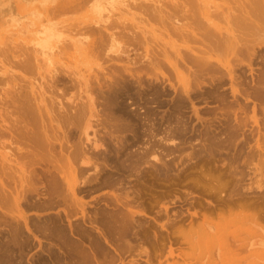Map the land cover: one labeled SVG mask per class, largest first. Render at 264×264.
Masks as SVG:
<instances>
[{"label": "bare ground", "instance_id": "1", "mask_svg": "<svg viewBox=\"0 0 264 264\" xmlns=\"http://www.w3.org/2000/svg\"><path fill=\"white\" fill-rule=\"evenodd\" d=\"M87 1H91V6H94L93 11L99 9L101 16L92 15L75 22H63L64 24L61 25L63 30L52 28L51 36L57 35V42L52 44V48L56 47L58 52L61 50L60 53L62 51L65 53L67 47L71 46L77 50L86 41L84 42L87 49L84 46L86 56L92 57L91 59L95 56L102 60V65H96L98 74L94 70L92 77L91 71L89 72V76L92 77L90 80L102 79L98 84L97 92L99 96L115 105L110 116L117 125H120L129 113L134 116L138 114L136 111L129 112L127 98L132 99L134 103L138 95L141 100H145V104L149 103L147 93L135 87L136 83L142 82V71L149 73L159 71L165 76L162 68L170 67L180 81V87L169 82L175 91L182 92L189 99H195L196 96L192 97L190 91L199 88L202 84L209 85V89L202 96L205 103L211 100L216 105L214 107L221 111L233 110L236 113L241 110L247 119L257 125L260 137L264 136V131L260 130H264V0H113L114 3H110L109 7L102 5L101 8L100 4L109 0H59L54 2L49 10L52 8V12H74L84 7ZM45 9L48 10L47 7ZM81 24L83 25L80 26ZM158 35L163 37L159 38ZM172 37H175V40ZM29 50L33 58H36L35 50L27 51ZM21 55L23 56L22 53ZM33 60L35 59L28 55L21 59L17 63L18 68L16 67L17 70L22 71V74L18 75L19 81L30 83L29 90L24 86V89L22 86L18 87L21 82L11 84L12 90H10L12 86H8L9 90L7 87V90L6 88L5 91L2 90L5 92L3 93L5 130L0 129V134L1 131H5V147L10 150L5 151V177H3L5 180L0 177V207L4 211L0 212V224L6 227L5 231H0V264L4 262L5 264H160L163 260L160 259L162 256L173 258L177 254L184 259L190 257L191 254L186 257L185 251L176 253L177 246L173 244L177 241L186 243L192 250L216 248L215 255H209L204 263L199 264H258L257 261L251 260L256 259L251 257V254L256 253L260 257L264 250L260 253L254 250L245 254L241 233V230L248 231L249 226L245 225L246 221L250 220L258 225L260 220L258 213L250 212V208L254 205L252 195L250 199L245 200L247 197L240 195L241 198H237L236 193L229 191L230 188L229 192L225 190L228 192L226 193L223 191L225 180L222 178L224 183H220L221 177L215 175V172L214 175L212 173L206 175L201 166L205 164L214 166L213 162L215 163L217 159L213 161L209 156H214L216 152L218 154L220 151L233 149L232 153L229 152L236 155L245 148L241 161L248 163L258 150L263 148V143L258 142L259 138L256 139L254 148L248 141L251 135H246L238 150L236 149L238 142H234V131L225 133L228 137L225 142L196 139L198 141L196 144L191 143V147L198 149L192 151L195 157L191 153L192 160L189 158L187 163L183 161V166L175 175L181 179L184 175H180L181 170L184 172L189 168L188 172H190L201 167L204 170L201 175L205 174V178L208 176L207 180L210 183L211 180L217 181V185L215 187L214 183L211 185L212 188L208 187L207 184H203L204 180H201L203 178H197L200 176L198 174V176L193 175L195 177L193 180L188 177L189 181L192 180V183H188L194 189L197 190L195 186L210 188L201 189L205 193L199 191L201 196H208L210 200L193 199L192 202L197 203L198 208L186 216L188 220L184 216L189 212L188 210L176 211L173 219L160 224L166 233L155 230L153 222H157V219L147 215L148 208H152L150 200L152 197L150 196L151 198L146 201L141 199L136 201L135 196L140 195L141 191L134 190V195L131 196L130 191L134 188L130 189V187L133 185H123L121 179L114 178L109 173H105V177L95 186L112 187L110 199L113 205L106 204L104 207L97 206L87 210L82 197L77 195L83 191L79 187L80 184L82 182L88 184L90 181L87 179L78 181L77 178L82 177L88 169L87 164L94 165V161L88 154L85 141L79 139L81 135L74 142L71 138L75 132L73 125H76L82 129L85 140H92L89 139L86 129L91 126L95 99L87 96L85 102L83 99L80 100L81 102H76L78 96H74L75 92L72 94L67 92L68 89L61 90L63 87L59 83L65 82L66 85L69 83V87L77 83L81 90L92 82L80 78L81 74L73 72L74 69L70 68L69 71L65 64L61 68L48 70L45 82L42 79L38 84L35 79L23 74L36 71ZM11 67L15 68V65ZM5 70L8 73V68ZM9 71L12 72V69L9 68ZM102 71L104 73L101 74ZM14 73L12 72L11 75L8 73L10 81L15 80L12 76ZM7 84L6 80L5 85ZM16 84L18 89L14 86ZM57 84L61 91L57 90ZM91 86L89 89L94 92L96 89ZM65 87L63 89H66ZM89 89L85 90L89 92ZM249 102L252 103L251 113H246ZM178 105H185L182 97L179 98ZM53 106L57 109L55 110ZM144 109L145 114H152L150 109ZM194 110L196 111L197 108L194 107ZM169 113L162 115L169 116ZM179 114L174 113L171 119L162 116V120L168 124L178 119ZM196 114L199 115L198 111ZM243 134L241 132L242 137ZM121 142L119 140L120 145L115 151L116 154L123 153L122 148L125 144ZM91 145L98 151L93 156L99 155L108 163L107 147L103 151L98 150L99 145L95 140ZM201 152L206 153L207 157L204 154V156L199 155ZM146 153L147 150L141 155H136L129 163L130 167L119 158L117 162H114L116 161L114 159L110 163H115L117 165L115 167L120 171L124 168L141 171L142 168H146L140 166L141 162H147V159L144 160L142 157ZM154 158L156 162H163L160 168L166 167L167 171L175 165L173 160L166 161L156 156ZM232 161L228 162L232 163ZM229 166L233 165L229 164ZM214 167L211 168L214 170ZM235 168L237 167H233L234 170ZM217 170L223 172L225 168ZM251 170L256 174L259 173L261 177L264 176V165L255 164ZM145 172L147 174L148 171ZM169 173L168 178L171 177V172ZM226 180L228 181L226 183L231 184L229 181L232 179ZM236 188L238 190V187ZM257 188H261V184H257ZM222 191L225 192L224 195ZM30 194L36 196L30 199ZM263 202L261 201V204ZM53 207H59L60 210L41 217L40 220H37L39 217L37 216L36 219L32 218L31 222L27 221L29 217L27 218L25 212L28 209ZM233 207L237 210L232 209ZM214 216L217 217V221L213 219ZM196 228L203 236L194 240L191 231ZM31 234L37 242L38 250L33 254L34 259L29 262L28 254L31 253L29 251L35 247L30 239ZM145 242L151 244L150 249H146ZM125 253L131 254L126 261L123 259ZM143 254L145 257H141L142 263L139 257ZM31 257L32 255L30 260ZM167 264L183 263L174 261ZM186 264L191 263L188 261Z\"/></svg>", "mask_w": 264, "mask_h": 264}, {"label": "rangeland", "instance_id": "2", "mask_svg": "<svg viewBox=\"0 0 264 264\" xmlns=\"http://www.w3.org/2000/svg\"><path fill=\"white\" fill-rule=\"evenodd\" d=\"M57 1L59 0H0V67L2 69V70L0 69V111H1L0 116L3 118L2 119L0 117L1 118L0 119V129L2 130H5V117H4L5 116V95L3 93H5L4 91L7 90V88L9 90L10 86H12L10 87V90L13 89V85L11 84L21 82L18 79L19 78L18 75H20L19 73L22 74V71L17 70L18 65H19L17 63H19L21 59L25 58L28 55L29 57H32V59H35L33 60L34 61L33 63L36 65L35 67L36 71L29 72V73H23V74L24 76L26 75L30 77V79H35L38 84H39V81H41L42 79H43L42 81L45 82L46 74H47L46 72L48 70L53 69L55 67L61 68L65 64L69 68V71L74 69L73 72L76 71L75 73L81 74L80 78L82 77L83 79H88V80H90L91 76L93 77L94 70L97 71L98 68L96 65L97 64L102 65L101 64L102 60L100 58L98 59V58H95L94 56L93 59H91L92 57L89 56L90 59H88L89 57L86 56L87 52L85 53L87 49H86V43L84 44V42L86 41L83 42L84 45L82 44V46H80L84 51L81 48L77 49L78 50L77 51V50H74V48H72L71 46H69L67 47V49L68 48L69 49L68 50L66 49L65 53L64 51L60 53L61 50H59L60 52H58L56 47L52 48V44L57 42L56 40L57 35L55 37L51 36L52 28L56 27L60 29L63 27V26L61 27V25L64 24L63 22H66V21L75 22L78 19H81L87 16H92V15L97 16V17L101 16L99 9L98 10L96 9L94 11L92 10L94 6L93 7L91 6V1H87L84 4V7L74 12L70 11L66 13H61L59 11L55 12L53 10L55 12L54 13L51 10L52 8H50L49 10V7L54 5V2L56 3ZM108 2H104L103 4L101 3L100 8L103 6L109 7V5L114 3L113 0L112 1L109 0ZM45 7H47L48 10L51 12L45 9ZM83 24H81L80 26H82ZM161 35H158L159 38L163 37ZM58 38H59V35H58ZM172 39L175 40V37H172ZM84 46L86 50L84 49ZM28 49H31L33 51L35 50L36 58H33L34 56L31 55L32 52L30 50H29L30 52L27 51ZM20 53H22L23 56L22 55L20 56ZM12 63H15V64H12ZM14 65H15V68L17 67L16 73H14L15 68L11 67V66L14 67ZM7 68H8V73L10 75L12 72L14 73L12 74V76H14L13 79L15 80L10 81V79L8 78V73L5 70ZM9 68L12 69V72L9 71ZM162 71L165 76H162L159 71H151L150 73L142 71V74H141L142 82L140 84L139 83H136V84L134 83V84H135V87L140 88V91L147 93V95L149 96V98L147 99V102L149 103L145 104L144 103L145 100H141L138 95L135 98L136 101L134 103L133 101H131L132 99L127 98L126 101L127 102L129 101L127 103L128 108L130 110L129 112L136 111L138 112V114L137 116H134L129 113V115L123 118V120L120 122V125H117V122L111 120V116H110L111 110L112 108H115L114 107L115 105H113V103L109 101L108 99L103 98L102 96H99L97 92L98 84L102 81V79L101 80H98V79L90 80V82H92V84L91 83L90 84L93 87L89 85L85 87V89L86 90L89 89L90 86L94 90L96 89L95 90L96 92L94 90H93L94 92H91V90L89 89L90 91L89 90L88 91L91 93L87 92L85 89L80 90L78 88L77 83L74 86L72 83H70V85L72 84L71 86L72 88L69 87V83L67 84L68 86L66 85L65 82H63L64 84L62 82L59 83V85L61 84L63 88L64 86H66L65 87L66 89H63L60 86V88H62L61 90L68 89L67 92H70L72 94L75 92L74 96H78L76 98V102H81L80 101L81 99H83V101L85 102L87 99V96H91L95 99L94 116L91 118L92 119L91 126L86 129L87 133L89 134L88 135L89 139H92V140H88V139L85 140V135L83 134L82 129L76 125L75 126L73 125L75 132L73 134L74 137L72 136L71 140H73L74 142L76 141V139L78 140V138L80 137L79 135H81V138L79 139L85 141V146L89 151L88 154L90 155V157L93 158L92 161H94V165L87 164V167H88L87 171L84 173L82 177L79 176L77 178L78 181L82 179H87L90 181L88 184L87 183L85 184L83 182H82L83 184L82 183L80 184L81 186L79 187L83 189V191L78 193L77 196L82 197V200L85 203L84 206L87 207V210L88 209L91 210L97 206L104 207L106 206V204L108 206H112L113 202L110 199V196L112 195V191H113L111 190L112 187L110 185L109 186H106V185L95 186V184L98 183L99 180H102L105 177V173L106 174L109 173L113 175L114 178L121 179L123 185H126V184L130 186L131 184L133 185L130 187V189L134 188L132 189V191H130L131 196L134 195L133 194V192H135L134 190L141 191L140 195H137L135 193L136 201L140 199L146 201L152 197V199H150L152 202V208L151 209L148 208L147 215L152 216L157 219V222H153L155 230L166 233V231L162 229L160 224L167 223L169 222V220L173 219V217L175 216L174 213L176 211L184 212L188 210L189 212L186 215H184L186 217L189 215L190 212L195 211L198 208V204L195 202H192L193 199H196V200L205 199L206 201L210 200L208 196L200 195V192H202L201 189L203 188L206 189L207 188L206 186L204 187L195 186V188H197L196 190L191 184H189L193 180V178L195 179L193 175L194 176L200 175L197 178H203L201 179V180H204L203 184H207L208 187L210 186L212 188L211 185H214V183H215L214 186L216 187L217 181L211 180V183H213L211 184L210 181L207 180V177L211 173L214 175V172H215V175H219V177H221L219 178L221 179L219 180L220 183L225 182V184H223V186L225 187V188L223 187L224 188L223 191L225 190L228 191L230 188L229 191H231L232 193H236L235 196L237 198H239L240 195L241 197H247L245 198V200L250 199V196L252 195L251 199L253 200L252 203H254V205H252L253 207H251L250 208L251 211L250 210L249 211L258 213L260 216V220L259 222L257 220L258 225L257 223L255 224L253 221H250V220L246 221L245 225L249 226L247 227L248 231L241 230L242 231L241 233L243 236V242L245 244L244 245L245 254L250 251L253 252L254 250H258L260 253L262 250H264V218H262L264 217V212H262V210L264 211V202L261 204V201H264V176L261 177L259 173L256 174L251 169L254 168L255 164L259 166L264 165V136L260 137V135L258 134L257 125L254 124L251 120L247 119V116H245L241 110H238L236 113H234L233 110H222L221 111V110H218L216 107H214L216 105L213 101L210 100L208 101V103H205V99L202 96L205 94L206 90L209 89V85L202 84L200 85L199 88H196L195 90H191L190 91L191 96L192 97L196 96V98L189 99L188 96H186L182 92L175 91L169 85L171 83L174 86L177 85V87H180V81L178 77L176 76V74L173 72V70L170 67H167L164 69L162 68ZM89 72L90 74L92 73L93 74L89 76ZM98 72L99 71H97V74ZM102 73L104 72L102 71L101 74ZM5 74L7 75V77ZM155 78H157V80ZM6 80L8 82L7 85H5ZM22 82L24 83V81ZM22 82L21 84L18 85V87L22 86L23 88L24 86L26 90L28 88L30 89V83L27 84V82L25 81L24 83L25 85H24L22 84ZM36 82H35V85L38 86ZM59 85L57 84L58 86L57 90H60ZM14 86L17 87V84ZM225 86H228V85L225 84ZM76 88L78 89L77 90L78 92L76 91ZM82 90L84 91L81 92ZM228 90L229 88L227 87V91ZM94 93H97V94H94ZM197 96H200V97H197ZM66 97H68V94L66 95ZM180 97L184 99L185 105H178V101ZM248 104L249 105H247L246 107V113H251L250 108H251L252 103L249 102ZM53 107L55 110L57 109L55 108L56 106H53ZM194 107L197 108L196 111H198V114H199L198 116H200V118L197 116L196 111L194 110ZM144 108L150 109L152 114H149V115L145 114ZM162 113H169V116L162 115ZM174 113H178V114L180 113L178 116V119H174L168 124H166L164 120H162V116L163 118H167V117H169V119L173 118ZM103 118L106 122L103 120ZM242 120L245 122H242ZM47 127H49V125H47ZM260 130L264 131L262 129ZM229 131L230 132L234 131L233 132L234 137H235L234 142L236 141L238 142V146L236 148L237 150L239 149V145H241V143L243 142V138L246 135L247 136L251 135L250 139L248 140L251 146L255 148L256 139L259 138L258 142L261 144L263 143L262 144L263 148L258 150L257 154L253 156V158L249 160L248 163H243L241 161V157L243 158L244 156V150L246 149L245 148L246 145L245 147L243 146L245 149L242 147L244 149L243 151L241 150L240 152H238L239 154L236 153L237 156L235 154H230V152L233 150L232 148H231L232 150H229L230 152L220 151L218 154H216L217 153L216 152L214 156H209L213 161L217 159L215 163L213 162V165L215 167L212 166V164L208 165L209 167L207 166V164H205V166L204 165L201 166L205 170V174L206 175L208 174L206 178H205V174H203V176L201 175V173H203L204 171L201 167L200 169L199 168L196 169L198 170L197 172H195L196 170L195 171L192 170L188 172L189 168L186 169L187 171L184 170V172L181 170L180 175L182 176L184 174L181 177V179L177 175H175L180 170V167L183 166L182 165L183 161L184 162L186 161L187 163L189 162L187 161L189 160V158L192 160V157L195 155L194 153H192V151L198 150V149H195L194 147H191V143L196 144L198 142L196 141V139L197 140L198 139L199 140H202V139L213 140L214 139L215 141H218L219 143L225 142L227 141L226 138H228L227 136H225V133L229 134L228 133ZM2 132L3 131H1V134H0V171H1L0 177L1 178L5 177V173H4L5 172V155H6L5 151L10 150V148L8 149V147H5V133H4L5 131L3 133ZM241 132L244 133L243 137L241 135ZM263 135H264V132H263ZM93 140H95L96 143H98L99 145L98 150L103 151L105 147H107L108 150L106 151V158H107L108 163L105 162L104 159L99 155L93 156V154H97L98 152L97 149H95V147L92 148L91 143ZM119 140L122 141L121 144L124 143L125 146L122 148L123 153L116 154L115 151L117 150V147H119L120 145L118 143ZM247 149H248V146H247ZM145 150H147V153L143 154L142 157L144 160L147 159V162L145 163L141 162L140 166L142 167L144 166L146 168H142L141 171L136 172L135 170L129 169V168H124L122 171H120V170H117L118 167H115L117 166L115 165V163H110V161L114 159H116V161L114 162H117V158H119L128 167H130L129 163L133 161L135 156L138 154L141 155L142 152L145 153ZM191 153L193 154V156ZM203 154L206 155V153L204 152H201L199 155H203ZM155 156L161 158L162 160L164 159L166 161L173 160L175 163L174 162H170V163L172 164L174 163L175 165L173 166L171 164L173 168L170 165L171 170L168 169L170 171H167L166 167L163 168L161 166L160 168V164L162 165L163 162H159V161L156 162L154 158ZM232 156L233 157L236 156V157L233 158ZM205 157H207V155ZM231 160H233L232 163L231 162L229 163L228 161H231ZM229 164H232L233 166L230 167L231 165L229 166ZM205 167H207L208 169H205ZM211 167H214L216 171H214L215 169L213 170V168ZM218 167L221 168V170L225 168L226 171H229L226 168L228 167L231 169L230 171L232 173L230 171L226 172L225 170H223V172H220L217 170L219 169ZM233 167H237V168H235L234 170ZM146 169H149V170H146ZM210 170L211 171L213 170V172H211ZM145 171H148L147 174ZM207 171H210V172L208 173ZM150 172L152 173V175ZM169 172H171V177L168 178L167 174H170ZM185 172H186V175H185ZM149 175H151L152 177ZM145 176H148V178L146 179ZM188 177L192 180L189 181L187 179ZM222 178L225 180L224 182L222 181ZM205 179L210 184L207 183ZM226 179H232L231 181H229L231 182V184L226 183L227 181ZM3 180H5V178H3ZM233 181L234 183L237 184L236 186L234 185ZM257 184H261V188H257ZM231 185H233V188H231ZM214 186H213V190H214ZM236 187H238V190ZM209 189L207 188L206 190H209ZM227 191L225 192L228 193L229 191L228 192ZM225 192H223L222 195H224ZM202 193H205V192L203 191ZM241 193H243V195ZM35 196H36L35 194H30L29 198L32 199ZM133 204H136V203L133 202ZM255 204L256 206L257 205L258 206L256 207ZM260 204L262 205V208ZM0 209H1L0 212H2L3 208L0 207ZM232 209H234L235 211L237 210L236 207L235 208L233 207ZM252 209H254V211ZM59 210H60L59 207L58 208L53 207V208H48V209L47 208L46 209L30 208L25 212V214L27 215V218L31 217L30 219L29 218L27 219L28 222H31L32 218L36 219V217L39 216L37 220H40L39 218L41 217L43 218L44 216L48 214H52L55 211H59ZM258 210L260 211L258 212ZM261 212H262V216H261ZM34 213H38V214L36 215ZM145 218L147 219L148 217H145ZM186 218L188 220V217ZM197 219L201 221V219L199 218ZM213 219L214 220L216 219L217 221V217L214 216ZM187 220H186V223H187ZM5 228H6L5 225L0 224L1 232H3L2 230L5 231ZM33 233L36 235L34 231ZM26 234L28 235V233ZM30 236H32V234ZM200 236H203V234L197 228L194 229V231H191V237H193L194 240L197 238H200ZM38 237L40 238L39 235ZM30 239L35 244V247H32V249L29 251V253L31 252L30 254H28L29 262L34 259L35 255L33 254H35V252L38 250V245H37L36 240L33 239V236ZM150 245L151 244H149V242L148 244L147 242H145L146 249H150L149 247ZM173 246H177L175 247L176 253L185 251L186 257L187 255L191 254L189 255L190 257H187L184 259L180 256H177V254L173 258L171 257L165 258V256H162L160 257V259L163 258V260H161L160 264L173 263L174 261H177L183 264L184 263L186 264L188 261H190L191 264H199V263H204L205 260L209 257V255L216 254V248L214 247L208 248V249L192 250V248H190L186 243L184 242L179 243L178 241L174 243ZM248 248H249V251H248ZM30 255H32L31 260H30ZM130 256L131 254L125 253L123 256L124 261L128 260ZM141 257H145V255L143 254L139 257L140 261H142ZM251 257L256 258L255 260L253 259L251 260L257 261L258 264L264 263V251L260 257H259V254H256V253H252Z\"/></svg>", "mask_w": 264, "mask_h": 264}]
</instances>
